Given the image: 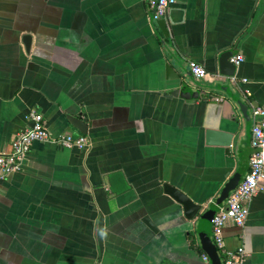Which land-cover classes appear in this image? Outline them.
I'll list each match as a JSON object with an SVG mask.
<instances>
[{"label": "crops", "instance_id": "crops-1", "mask_svg": "<svg viewBox=\"0 0 264 264\" xmlns=\"http://www.w3.org/2000/svg\"><path fill=\"white\" fill-rule=\"evenodd\" d=\"M151 14L147 0H0V151L32 125L31 109L54 137L82 134L68 119L81 114L92 142H34L0 178V264H210L161 185L221 209L232 174L242 163L247 172L238 101L249 116L264 102V0H176L162 17L168 37ZM229 50L242 56L232 76L219 65ZM190 62L206 76L196 80ZM198 84L213 89L172 95ZM209 130L232 134L231 145L209 142ZM223 237L244 247V264H264V187Z\"/></svg>", "mask_w": 264, "mask_h": 264}, {"label": "built area", "instance_id": "built-area-1", "mask_svg": "<svg viewBox=\"0 0 264 264\" xmlns=\"http://www.w3.org/2000/svg\"><path fill=\"white\" fill-rule=\"evenodd\" d=\"M175 2L176 0H147L152 10L151 19L157 21L162 18ZM241 61V55L231 57V62L235 65ZM189 71L196 80L204 78L207 74L205 68L196 62L189 63ZM250 116V145L253 151L249 160V168L228 196L226 205L211 219V239L220 254L222 264H244L246 255L244 247L239 246L234 250L227 249L224 243L223 228L227 222L243 227L249 214L251 199L264 187V102L253 105ZM30 118L32 125L15 133L9 150L0 151V178L21 169L24 157L34 142L51 141L61 147H77L87 151L92 147L91 139L87 135L75 136L63 133L56 137L52 136L42 114L34 109L30 111ZM203 257L208 260L205 254Z\"/></svg>", "mask_w": 264, "mask_h": 264}, {"label": "water", "instance_id": "water-1", "mask_svg": "<svg viewBox=\"0 0 264 264\" xmlns=\"http://www.w3.org/2000/svg\"><path fill=\"white\" fill-rule=\"evenodd\" d=\"M154 24L159 26V28L164 33L165 37H168L170 32L167 29L165 20L163 18L154 21ZM23 42L27 50H29L31 43V36L26 34L23 37ZM234 55L233 50L224 52L219 57V65L224 71L225 75L232 76L235 72V64L230 61V58ZM167 75L170 78H176L179 80V84L182 82V78L173 70L172 66L169 64L166 66ZM191 73V72H190ZM188 85V82H185ZM198 90L186 89L180 90V86L172 91V95L180 94L183 98L192 100L193 98L199 97L203 92L210 91L213 89L212 86H206L203 84L197 85ZM241 108L242 114L247 124V129L251 135V117L249 116L247 106L245 103L238 101ZM71 124L82 134L87 133V128L89 123H87V118L82 117L81 114L78 116H69L68 117ZM232 134L226 135L219 131L209 130L207 131V140L215 141L219 144H222L226 147L231 145ZM247 163H242V167H239L230 177L229 184L234 189L239 182L244 177L245 171L247 169ZM161 188L164 193L169 195L171 199L176 202L179 209L182 213V219L189 223L191 229L193 230L194 225L197 227V236L199 239L200 246L207 256L210 264H222L220 254L212 242L211 239V219L219 211L218 208H214L212 205H209L208 208H203L202 202L193 200L187 193L182 191L179 187L164 182L161 185ZM103 215L101 214L98 218V227H97V241L99 247H101V233L103 230Z\"/></svg>", "mask_w": 264, "mask_h": 264}]
</instances>
